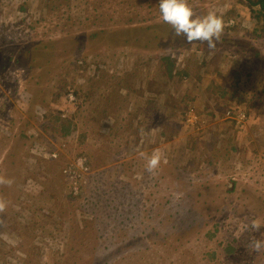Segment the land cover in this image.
<instances>
[{"label": "rangeland", "instance_id": "rangeland-1", "mask_svg": "<svg viewBox=\"0 0 264 264\" xmlns=\"http://www.w3.org/2000/svg\"><path fill=\"white\" fill-rule=\"evenodd\" d=\"M187 2L223 19L215 49L177 37L159 0H0V176L14 181L0 185V264H88L92 251L264 264L249 246L264 240L250 227L264 225V38L238 0ZM128 70L139 90L125 99ZM155 150L166 162L149 173L139 153ZM83 159L76 196L68 171Z\"/></svg>", "mask_w": 264, "mask_h": 264}, {"label": "clouds", "instance_id": "clouds-1", "mask_svg": "<svg viewBox=\"0 0 264 264\" xmlns=\"http://www.w3.org/2000/svg\"><path fill=\"white\" fill-rule=\"evenodd\" d=\"M159 10L162 21L169 24L174 34L177 37L182 36L187 44L200 42L212 50L221 39L224 22L214 11H209L203 16L196 15L187 0H159ZM139 155L146 160V171L149 173H153L162 162H166V157L159 150L153 151L150 155L145 152H140ZM88 172L89 168L86 176ZM13 182L11 178L0 176V185L11 186ZM6 207L7 201L0 197V213H3ZM262 226L264 225L257 219L252 220L250 224L254 232H259ZM249 246L253 251L259 252L264 250V240L253 238Z\"/></svg>", "mask_w": 264, "mask_h": 264}, {"label": "trees", "instance_id": "trees-1", "mask_svg": "<svg viewBox=\"0 0 264 264\" xmlns=\"http://www.w3.org/2000/svg\"><path fill=\"white\" fill-rule=\"evenodd\" d=\"M240 3L245 4V7L248 8L249 13L252 15L253 19L255 20L253 23V27L251 30L252 35L255 38H264V0H238ZM128 22H130L131 20H127ZM122 31H126L128 29L127 26H123L122 27ZM109 32L108 30H101V31H97L94 33H90V34H97L99 36V38L104 37L105 34ZM109 36H113L114 34L109 32L108 34ZM41 40H38V43H41L40 41H43L42 38H40ZM145 40H142V38L140 36H137L133 39L134 43H142ZM42 44V43H41ZM107 52V51H106ZM153 57L157 58L156 55H152ZM159 59L163 60V57H159ZM164 60L167 62V73H168V78H171V74H172V67L173 64L171 63V59L169 57H164ZM162 77L164 78V74H161ZM179 76H186L185 72L182 73H178ZM167 78V80L169 81V79ZM139 78H138V74H136L135 71L131 70L127 72V74L125 75V79L123 81H119L118 82V86L120 87L121 91H125V99H129L128 97L133 94V93H137V90H139V88H137L138 82H139ZM108 94H111L108 93ZM80 105H82L81 103H83V101H86V99H82L81 97H78V100H80ZM156 102V99H153L151 101V104L154 105ZM242 111V110H241ZM107 112V110H106ZM245 113V110H244ZM247 115V114H246ZM71 119H66V120H62L64 123L61 127L64 128L67 126V121H70ZM248 122V120H246V123ZM68 124H72L71 122H69ZM235 124V123H234ZM244 124V123H243ZM243 124L241 125V127L243 126ZM116 129V128H115ZM89 160V158H88ZM90 161V160H89ZM89 165L90 163H86ZM87 184V176L85 174V176L81 179L80 182V188H79V192L77 195L81 196V192H85V186ZM76 195V196H77ZM92 257L90 258L88 264H104L102 261V259L95 254L94 251H92L91 253ZM136 256H138L137 254H134ZM167 258L169 257V253H166L163 258ZM105 264H108L107 262H105Z\"/></svg>", "mask_w": 264, "mask_h": 264}, {"label": "built area", "instance_id": "built-area-1", "mask_svg": "<svg viewBox=\"0 0 264 264\" xmlns=\"http://www.w3.org/2000/svg\"><path fill=\"white\" fill-rule=\"evenodd\" d=\"M75 102H76V97H75ZM226 114L228 118L235 120L237 126L242 125L246 120L245 113L240 110L233 111V110L228 109L226 110ZM187 115L192 116L194 120H196V117L194 116L192 111H189ZM87 171H88V165L85 163L84 159L82 161L77 160L75 164L73 165L72 169L68 171L71 177V189L74 195L78 194L81 179L85 176L84 174H86Z\"/></svg>", "mask_w": 264, "mask_h": 264}]
</instances>
